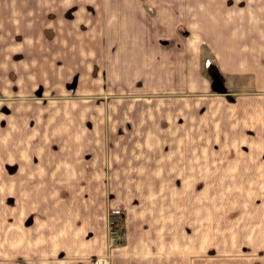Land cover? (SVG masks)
Here are the masks:
<instances>
[{
  "label": "crops",
  "instance_id": "obj_1",
  "mask_svg": "<svg viewBox=\"0 0 264 264\" xmlns=\"http://www.w3.org/2000/svg\"><path fill=\"white\" fill-rule=\"evenodd\" d=\"M1 24L0 264H213L208 241L163 262L126 224V242L110 245L120 205L106 197V106L232 95L233 129L248 128L249 183L264 184V1L0 0ZM202 44L217 81L195 54Z\"/></svg>",
  "mask_w": 264,
  "mask_h": 264
},
{
  "label": "rangeland",
  "instance_id": "obj_2",
  "mask_svg": "<svg viewBox=\"0 0 264 264\" xmlns=\"http://www.w3.org/2000/svg\"><path fill=\"white\" fill-rule=\"evenodd\" d=\"M247 1L240 0L242 9ZM7 32L1 24L2 44ZM202 45L195 54L217 81ZM37 97L44 98L39 88ZM234 101L211 91L107 104L106 197L120 205L110 213V245L126 242V224L131 239L165 255L163 262L172 248L196 251L208 241L203 252L213 264H264V184L249 183L248 128L234 131ZM192 140L196 147L188 149ZM188 234L192 242L185 245Z\"/></svg>",
  "mask_w": 264,
  "mask_h": 264
},
{
  "label": "built area",
  "instance_id": "obj_3",
  "mask_svg": "<svg viewBox=\"0 0 264 264\" xmlns=\"http://www.w3.org/2000/svg\"><path fill=\"white\" fill-rule=\"evenodd\" d=\"M93 264H106V259L103 258H96L93 260Z\"/></svg>",
  "mask_w": 264,
  "mask_h": 264
}]
</instances>
